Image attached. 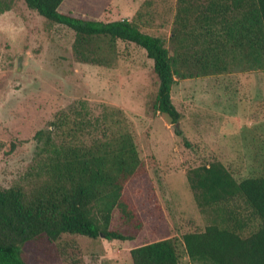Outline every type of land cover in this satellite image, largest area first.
Returning <instances> with one entry per match:
<instances>
[{
	"label": "trees",
	"instance_id": "trees-1",
	"mask_svg": "<svg viewBox=\"0 0 264 264\" xmlns=\"http://www.w3.org/2000/svg\"><path fill=\"white\" fill-rule=\"evenodd\" d=\"M49 24L73 32L77 63L112 68L119 59L117 43L141 48L157 78L153 110L170 124L181 114L171 99L181 80L230 73L264 71V0H176L164 38L143 32L146 0L131 19L86 20L58 12L64 0H21ZM10 4L0 2V14ZM175 135L182 136L175 130ZM31 183L0 189V264H27L24 246L39 238L62 235L91 240L134 241L144 221L160 205L139 157L128 120L119 108L102 104L100 114L77 101L57 112L33 136ZM186 179L200 213L212 223L182 236L192 264H264V175L236 180L219 161L189 169ZM239 201L259 221L248 236ZM248 217V218H249ZM131 264H181L175 237L130 249ZM68 264H85L76 259Z\"/></svg>",
	"mask_w": 264,
	"mask_h": 264
},
{
	"label": "rangeland",
	"instance_id": "rangeland-1",
	"mask_svg": "<svg viewBox=\"0 0 264 264\" xmlns=\"http://www.w3.org/2000/svg\"><path fill=\"white\" fill-rule=\"evenodd\" d=\"M145 1L64 0L58 12L105 22L131 19ZM0 2L10 4L0 14V189L31 183L34 134L80 100L95 114L102 104L123 111L160 205L134 241L39 238L24 246L25 262L131 264L130 249L175 237L181 264H189L182 236L203 231L213 217L200 213L186 172L219 161L238 181L264 175V71L178 81L171 90L182 116L175 129L152 108L158 81L141 48L119 41V59L112 68L77 63L72 31L49 24L21 0ZM175 2L150 0L140 21L143 32L164 38L168 47ZM235 205L249 219L241 230L248 236L259 221L249 217L241 202Z\"/></svg>",
	"mask_w": 264,
	"mask_h": 264
},
{
	"label": "crops",
	"instance_id": "crops-1",
	"mask_svg": "<svg viewBox=\"0 0 264 264\" xmlns=\"http://www.w3.org/2000/svg\"><path fill=\"white\" fill-rule=\"evenodd\" d=\"M128 254H129V252H128ZM184 261L188 262V260H186V258L184 259ZM189 264H191V262H189Z\"/></svg>",
	"mask_w": 264,
	"mask_h": 264
},
{
	"label": "water",
	"instance_id": "water-1",
	"mask_svg": "<svg viewBox=\"0 0 264 264\" xmlns=\"http://www.w3.org/2000/svg\"><path fill=\"white\" fill-rule=\"evenodd\" d=\"M175 129H178V124H175Z\"/></svg>",
	"mask_w": 264,
	"mask_h": 264
}]
</instances>
